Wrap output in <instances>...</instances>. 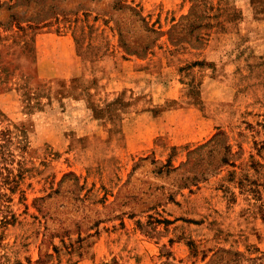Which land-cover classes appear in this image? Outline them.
I'll return each mask as SVG.
<instances>
[{
	"label": "rangeland",
	"instance_id": "rangeland-1",
	"mask_svg": "<svg viewBox=\"0 0 264 264\" xmlns=\"http://www.w3.org/2000/svg\"><path fill=\"white\" fill-rule=\"evenodd\" d=\"M0 133V264H264V0H0Z\"/></svg>",
	"mask_w": 264,
	"mask_h": 264
},
{
	"label": "trees",
	"instance_id": "trees-1",
	"mask_svg": "<svg viewBox=\"0 0 264 264\" xmlns=\"http://www.w3.org/2000/svg\"><path fill=\"white\" fill-rule=\"evenodd\" d=\"M0 136H3V133H0ZM0 148H2V145H0ZM13 182H14V181H13ZM10 183H12V180L9 179L8 176H5V175H3L2 173H0V187L3 186V185H5V184H7L8 187H10V186H9ZM9 189H10V188H9ZM1 196H2V195H1ZM0 213H2L1 210H0ZM10 217H11V216H10ZM10 217H9V218H10ZM9 218H8L7 216L1 214V223H2V224H7V223L9 222Z\"/></svg>",
	"mask_w": 264,
	"mask_h": 264
}]
</instances>
